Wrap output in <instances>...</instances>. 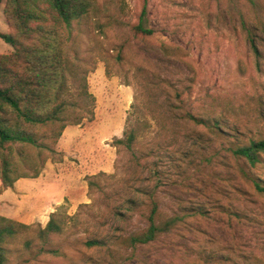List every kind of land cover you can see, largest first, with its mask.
Segmentation results:
<instances>
[{"label": "rangeland", "instance_id": "obj_1", "mask_svg": "<svg viewBox=\"0 0 264 264\" xmlns=\"http://www.w3.org/2000/svg\"><path fill=\"white\" fill-rule=\"evenodd\" d=\"M143 1L93 0L74 25L70 53L94 117L64 129L44 178L0 198L1 217L29 226L4 242V264H264V195L246 178L264 182V156L250 168L230 152L264 136V0H147L149 36L133 29ZM11 52L0 39V54ZM78 85L66 98L77 102ZM130 129L132 148L114 146ZM148 193L165 226L131 246ZM52 213L74 220L40 234Z\"/></svg>", "mask_w": 264, "mask_h": 264}, {"label": "trees", "instance_id": "obj_2", "mask_svg": "<svg viewBox=\"0 0 264 264\" xmlns=\"http://www.w3.org/2000/svg\"><path fill=\"white\" fill-rule=\"evenodd\" d=\"M92 4L93 0L6 1L3 13L10 32L0 33V39L12 52L0 54V195L19 179L39 177L47 161L59 156L55 145L67 126L93 120L95 99L88 92L86 72L79 73L73 63L78 59L77 53L74 56L70 53L74 45V25L86 17ZM146 13L147 0H144L138 24L133 27L135 34H152V30L144 27ZM74 78H79L77 102L66 98ZM191 119L207 127L216 126L214 120ZM135 129L125 132L122 139H116L114 146L130 150L137 136ZM230 152L238 161L253 168L264 156V136L238 143ZM19 167L25 172H20ZM246 178L257 193L264 195L263 181ZM87 182L90 190L93 182ZM146 196L147 201L140 208L145 210L142 216L145 227L124 238L131 246L152 242L165 226L159 220L160 211L154 196L149 193ZM85 206L87 204L80 205ZM66 220L74 218L50 214L40 234L60 233ZM27 228L29 226L0 216V264L5 263L4 242L16 236L18 229ZM99 244L98 240L85 243L89 248Z\"/></svg>", "mask_w": 264, "mask_h": 264}, {"label": "crops", "instance_id": "obj_3", "mask_svg": "<svg viewBox=\"0 0 264 264\" xmlns=\"http://www.w3.org/2000/svg\"><path fill=\"white\" fill-rule=\"evenodd\" d=\"M39 178H44L43 177V175H40V177ZM23 179H19L18 181H16L15 183H14V185H13V187L11 188V189H7V190H5V191H3L2 193H1V195H0V198H2V197H4V196H6L8 193H10V192H12V189L15 191V193H22L23 191H21L19 188H18V185H20V183H21V181H22ZM59 181H60V185L61 186H63L64 187V189L66 190V192L64 193V195H62V199L63 198H67L68 200L70 199V197H72V193H71V186L69 185V184H66V183H63L62 181H61V179H58ZM17 196H19L20 197V195H17ZM15 197H16V195H15ZM18 199V198H17ZM63 201V200H62ZM62 201H59V198L58 199H56V200H53V202L52 201H50V202H48L47 203V205H54V204H59L60 202H62Z\"/></svg>", "mask_w": 264, "mask_h": 264}]
</instances>
